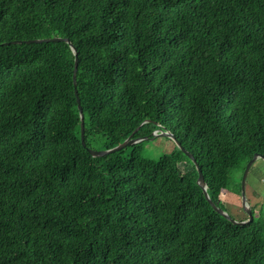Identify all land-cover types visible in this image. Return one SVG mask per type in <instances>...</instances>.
I'll return each mask as SVG.
<instances>
[{
  "label": "trees",
  "instance_id": "16d2710c",
  "mask_svg": "<svg viewBox=\"0 0 264 264\" xmlns=\"http://www.w3.org/2000/svg\"><path fill=\"white\" fill-rule=\"evenodd\" d=\"M51 38L85 147L69 45H4ZM162 131L226 212L264 157V0H0V264H264V212L218 215Z\"/></svg>",
  "mask_w": 264,
  "mask_h": 264
},
{
  "label": "water",
  "instance_id": "95a60500",
  "mask_svg": "<svg viewBox=\"0 0 264 264\" xmlns=\"http://www.w3.org/2000/svg\"><path fill=\"white\" fill-rule=\"evenodd\" d=\"M57 42H63L69 45V47L71 48L72 52L74 53L75 59H74V70H73V86H74V93H75V98H76V103H77V108L79 111V115H80V121H81V125H80V143L82 147H85V143H84V125H83V114H82V108L80 106V100L78 98L77 92H76V72H77V65H78V59H77V54L75 52L74 47L72 46V44L69 42L68 39H63V38H51V39H41V40H28V41H12L9 43L4 44L6 45H19V44H41V43H57ZM153 137H166L168 139H170L175 146L191 161V163L194 165L196 171H197V185L199 186V188L201 189L205 200L207 201V203L210 205V207L220 216H222L223 218H225L226 220L230 221L231 223L235 224V225H246L249 224L253 221V215H252V211L251 208L248 206L247 203V199H246V195H245V186H246V179H247V175L249 173V170L251 168V166L253 165V163L257 160V159H262L264 161V157H262L259 154H254L253 157L247 162V164L244 167L242 176H241V180H240V203H241V208L242 211L245 213L247 219L244 221H236L234 219H232L226 212L222 211L220 208H218L214 203L211 202V200L208 197L207 191H206V184L201 172L200 167L196 164L194 158L192 157V155H190L184 148L181 147V145L174 139V137L167 132H155L153 133ZM143 139H131L128 138L127 140H125L122 144L114 147L113 149L107 150V151H94V150H90L87 149V153L93 157V158H99V157H103L115 152H118L122 149H125L131 145H134L140 141H142Z\"/></svg>",
  "mask_w": 264,
  "mask_h": 264
},
{
  "label": "rangeland",
  "instance_id": "374dc122",
  "mask_svg": "<svg viewBox=\"0 0 264 264\" xmlns=\"http://www.w3.org/2000/svg\"><path fill=\"white\" fill-rule=\"evenodd\" d=\"M146 151L153 158H157L162 154L170 153L173 150L172 142L167 141L164 137H158L151 141L146 146ZM180 172H185L191 169V166L186 162L182 161L179 163ZM232 181L238 182L239 175H232ZM246 184L257 186L256 188H262L264 186V161L262 159H257L251 166L249 173L247 175ZM262 186V187H261ZM224 195V194H223ZM220 201L226 209V213L231 216L236 221H242L245 219V215L239 210V207H231L227 204L229 200L224 196H220Z\"/></svg>",
  "mask_w": 264,
  "mask_h": 264
},
{
  "label": "crops",
  "instance_id": "0c3cea01",
  "mask_svg": "<svg viewBox=\"0 0 264 264\" xmlns=\"http://www.w3.org/2000/svg\"><path fill=\"white\" fill-rule=\"evenodd\" d=\"M257 186L254 185H248L245 186V195L247 199L248 206L250 208L254 209V217L258 218L259 212H264V186L262 188H256ZM224 194V195H223ZM220 196H224L226 199L229 200V203L227 201V204L233 208L239 207L240 211L243 213L240 203V196L223 190L220 193ZM244 214V213H243Z\"/></svg>",
  "mask_w": 264,
  "mask_h": 264
}]
</instances>
